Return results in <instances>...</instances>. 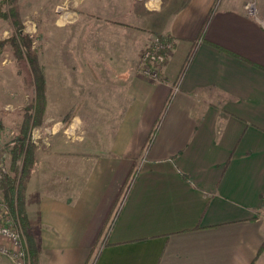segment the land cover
I'll return each mask as SVG.
<instances>
[{
  "label": "crops",
  "instance_id": "0c3cea01",
  "mask_svg": "<svg viewBox=\"0 0 264 264\" xmlns=\"http://www.w3.org/2000/svg\"><path fill=\"white\" fill-rule=\"evenodd\" d=\"M87 6L97 21L61 24L67 116L33 136L37 264H264V0ZM158 37L174 49L152 82Z\"/></svg>",
  "mask_w": 264,
  "mask_h": 264
},
{
  "label": "rangeland",
  "instance_id": "374dc122",
  "mask_svg": "<svg viewBox=\"0 0 264 264\" xmlns=\"http://www.w3.org/2000/svg\"><path fill=\"white\" fill-rule=\"evenodd\" d=\"M89 1L0 0V42H7L0 49V202L9 209L10 215V207L4 203L1 183L5 176L12 174L14 142L27 124L30 128L28 142L34 144L36 131L54 127L51 123L64 113L60 108L61 24L67 20L97 21L98 16L87 6ZM254 3L249 4L253 13ZM19 35L29 38L30 58L21 55L14 45L13 40ZM48 84L50 92L47 93ZM40 106L44 107L42 114L36 110ZM64 111L66 115L67 110ZM75 113L76 110H70L65 120ZM47 119L52 121L46 124ZM11 219L27 243L24 228L14 221L12 215Z\"/></svg>",
  "mask_w": 264,
  "mask_h": 264
},
{
  "label": "trees",
  "instance_id": "16d2710c",
  "mask_svg": "<svg viewBox=\"0 0 264 264\" xmlns=\"http://www.w3.org/2000/svg\"><path fill=\"white\" fill-rule=\"evenodd\" d=\"M162 40L164 39L162 38ZM13 42L14 45L19 48V52L21 55L27 56L28 58L31 57L32 52L31 47L29 45L30 41L27 36L19 35L16 39L13 40ZM6 43L7 42H0V49ZM22 47H24V49ZM194 53L195 51H192V53L190 54L185 65L184 72L190 64ZM34 108H36L35 104ZM167 108L168 106H166L165 111L167 110ZM36 110H38L39 114H42L44 111V107L40 106ZM29 129L26 124L24 130H22V132L19 134L18 138L14 142V148L12 150V155L14 158L12 174L4 177L1 183V188L4 203H6L10 207L12 218L14 219V221H18L25 230V235L27 239L26 246L29 253L28 257H30L29 260L31 261V264H37L39 257V246L37 241L35 240L33 233L31 232L30 223L25 208V192L27 189L28 182L30 181L32 171L37 163V146L35 144H30L27 138ZM155 133L156 131L154 130V132L152 133V137H150V139L148 140L149 144H151ZM134 175L135 174H132L126 181L119 196L118 203L122 202V200L125 198L127 192L126 190L129 189L132 182L135 180ZM108 232L109 231H106V233L104 234V238L108 235ZM97 256L98 251L95 250L93 252L94 259Z\"/></svg>",
  "mask_w": 264,
  "mask_h": 264
},
{
  "label": "built area",
  "instance_id": "2783aa9c",
  "mask_svg": "<svg viewBox=\"0 0 264 264\" xmlns=\"http://www.w3.org/2000/svg\"><path fill=\"white\" fill-rule=\"evenodd\" d=\"M247 9L253 13V8L249 5ZM173 49L171 42L156 38L141 56V75L149 81H159V71ZM13 223L9 209L0 202V257L11 259L13 264H30L24 237Z\"/></svg>",
  "mask_w": 264,
  "mask_h": 264
}]
</instances>
